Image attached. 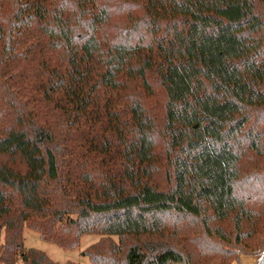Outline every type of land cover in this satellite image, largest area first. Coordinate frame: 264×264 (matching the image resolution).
Returning <instances> with one entry per match:
<instances>
[{
	"label": "trees",
	"instance_id": "obj_1",
	"mask_svg": "<svg viewBox=\"0 0 264 264\" xmlns=\"http://www.w3.org/2000/svg\"><path fill=\"white\" fill-rule=\"evenodd\" d=\"M44 49L32 98L9 65ZM25 227L103 236L93 264H264V0H0V264H56Z\"/></svg>",
	"mask_w": 264,
	"mask_h": 264
},
{
	"label": "rangeland",
	"instance_id": "obj_2",
	"mask_svg": "<svg viewBox=\"0 0 264 264\" xmlns=\"http://www.w3.org/2000/svg\"><path fill=\"white\" fill-rule=\"evenodd\" d=\"M51 61L52 55L48 52V50H37L34 52V54H31L27 61H17L14 62L13 65H9L8 73L14 77L15 82H17L18 85L20 84L23 89L24 87L26 88L28 94L31 93L30 97L34 98V96L38 94L34 89L35 83L42 85V82L45 79V72L47 70L45 64L50 63ZM155 179L157 186L160 189H164L167 186L168 177L164 170L157 172L155 174ZM190 229L191 231L188 228L189 234H187L189 241L191 242L198 240L201 235L199 223H193ZM102 238L103 236L101 235H84L81 237L79 246L70 250L61 248L53 242L42 239L39 233L29 227H25L24 229L25 248L44 252L56 264H93L89 257L84 256L85 252L90 249L91 246L101 241ZM213 239L217 241L215 238ZM113 240L116 243L119 242L117 237H113ZM198 249H200V247H198ZM197 257L199 258L200 256L197 255ZM202 260V264H210V262H208L210 260L208 255ZM258 262V256L248 255L242 256L239 261H235L231 264H258ZM17 264L25 263L19 261Z\"/></svg>",
	"mask_w": 264,
	"mask_h": 264
}]
</instances>
